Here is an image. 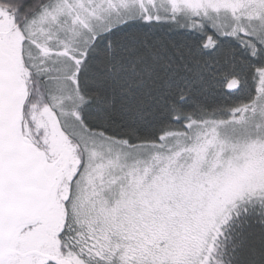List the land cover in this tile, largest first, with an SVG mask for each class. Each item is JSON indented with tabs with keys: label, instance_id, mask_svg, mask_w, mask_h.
Here are the masks:
<instances>
[{
	"label": "snow or ice",
	"instance_id": "obj_1",
	"mask_svg": "<svg viewBox=\"0 0 264 264\" xmlns=\"http://www.w3.org/2000/svg\"><path fill=\"white\" fill-rule=\"evenodd\" d=\"M0 264H264V0H0Z\"/></svg>",
	"mask_w": 264,
	"mask_h": 264
}]
</instances>
